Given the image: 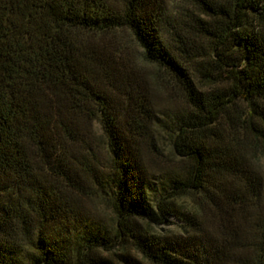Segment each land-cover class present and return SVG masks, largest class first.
I'll return each instance as SVG.
<instances>
[{
	"label": "trees",
	"instance_id": "obj_1",
	"mask_svg": "<svg viewBox=\"0 0 264 264\" xmlns=\"http://www.w3.org/2000/svg\"><path fill=\"white\" fill-rule=\"evenodd\" d=\"M263 101L264 0H0V264H264Z\"/></svg>",
	"mask_w": 264,
	"mask_h": 264
},
{
	"label": "rangeland",
	"instance_id": "obj_2",
	"mask_svg": "<svg viewBox=\"0 0 264 264\" xmlns=\"http://www.w3.org/2000/svg\"><path fill=\"white\" fill-rule=\"evenodd\" d=\"M122 37L124 38V40H126L128 42V44H130L132 50L134 49L136 51V53L139 54L140 50H139V46L137 45V43L135 42V40L133 38H131V34L128 31H124L122 32ZM152 64H149V66L152 68L153 66H151ZM261 104L264 106V101L261 102ZM261 126H264L263 124ZM264 131V129H263ZM161 142L162 144L165 146V148L169 151L170 149V143H169V139H168V134L164 133L161 136ZM255 156L258 159V164L262 170V172L264 173V145L257 147L254 151ZM96 204L99 208V211L102 212V214H104L106 217L109 216H113V212L111 211V208L108 206L107 201L103 198H96ZM169 219L172 220H176L174 216L172 215H168ZM159 227H174V224H166L165 222H162L161 224H159Z\"/></svg>",
	"mask_w": 264,
	"mask_h": 264
}]
</instances>
